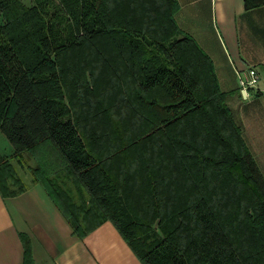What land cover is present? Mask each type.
Instances as JSON below:
<instances>
[{
	"label": "trees",
	"instance_id": "obj_1",
	"mask_svg": "<svg viewBox=\"0 0 264 264\" xmlns=\"http://www.w3.org/2000/svg\"><path fill=\"white\" fill-rule=\"evenodd\" d=\"M179 8L0 0V189L28 156L79 237L111 220L143 264H264V174Z\"/></svg>",
	"mask_w": 264,
	"mask_h": 264
},
{
	"label": "crops",
	"instance_id": "obj_2",
	"mask_svg": "<svg viewBox=\"0 0 264 264\" xmlns=\"http://www.w3.org/2000/svg\"><path fill=\"white\" fill-rule=\"evenodd\" d=\"M177 1L179 27L211 57L221 89L234 92L229 103L236 108L244 139L264 174V5L246 9L244 0ZM249 66L257 68L260 80L245 99L239 90L240 74ZM18 162L28 169L35 164L28 156ZM66 183L75 188L69 178ZM25 184V190L13 195L3 196L0 189V264L23 262L22 232L31 237L36 264H143L113 221L79 237L41 182L32 179Z\"/></svg>",
	"mask_w": 264,
	"mask_h": 264
},
{
	"label": "rangeland",
	"instance_id": "obj_3",
	"mask_svg": "<svg viewBox=\"0 0 264 264\" xmlns=\"http://www.w3.org/2000/svg\"><path fill=\"white\" fill-rule=\"evenodd\" d=\"M25 2L30 4L31 0H25ZM232 108L235 112L236 108L234 105L232 106ZM13 152H14L13 145L10 143L6 134L3 131H0V153L3 155H6V156H11ZM13 162H14L15 166L17 167L18 173L22 177L24 182L30 183L31 180L33 179V175L30 172V170L28 169L27 164H25V163L20 164L18 162V160H14ZM11 187H12V185H11Z\"/></svg>",
	"mask_w": 264,
	"mask_h": 264
},
{
	"label": "built area",
	"instance_id": "obj_4",
	"mask_svg": "<svg viewBox=\"0 0 264 264\" xmlns=\"http://www.w3.org/2000/svg\"><path fill=\"white\" fill-rule=\"evenodd\" d=\"M260 74L256 67L249 66L240 74L239 90L245 99L251 97V90L258 87Z\"/></svg>",
	"mask_w": 264,
	"mask_h": 264
}]
</instances>
